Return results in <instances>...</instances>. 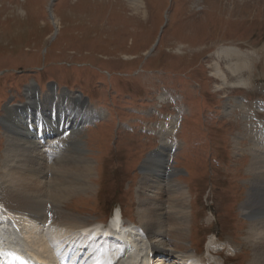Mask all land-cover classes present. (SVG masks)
Segmentation results:
<instances>
[{"label": "rangeland", "instance_id": "1", "mask_svg": "<svg viewBox=\"0 0 264 264\" xmlns=\"http://www.w3.org/2000/svg\"><path fill=\"white\" fill-rule=\"evenodd\" d=\"M34 84L41 98L75 95L51 100L49 110L63 114L75 101L78 123L52 144L2 120L24 106ZM78 93L84 106L75 104ZM50 116L21 119L33 125ZM0 120V187L14 195L39 196L19 189L20 172L51 192L72 183L75 193L60 207L101 225L120 210L150 235L139 238L142 246H164L184 264H199L213 246L225 249L208 257L214 264H254L248 237L264 212L249 215L243 206L257 188L252 161L264 159V0H0ZM162 156L171 173L156 171ZM87 165V190L79 189ZM146 175L161 190H149ZM177 192L185 195L184 219L169 209ZM154 196L167 215L150 233L140 209ZM61 233L66 244L83 241L77 231ZM31 249L48 261L57 256Z\"/></svg>", "mask_w": 264, "mask_h": 264}, {"label": "bare ground", "instance_id": "2", "mask_svg": "<svg viewBox=\"0 0 264 264\" xmlns=\"http://www.w3.org/2000/svg\"><path fill=\"white\" fill-rule=\"evenodd\" d=\"M133 1V5L137 4L138 0H131ZM136 7V6H135ZM217 66V69H219V66ZM221 73V72H220ZM219 76V75H218ZM223 78L226 79L225 75H223ZM55 90V89H54ZM52 91V90H51ZM55 93V91H53ZM64 94V93H63ZM25 97H26V103L22 107H15V108H10L12 110H7L8 113V121L7 118L3 117V120L7 126H10L11 122H15L17 125L20 124L22 127V131L25 133L30 134V131H28V125L26 124V120L21 119L25 117H41L45 116L49 113H51L50 119H48L47 126H52L48 131L47 134L43 135L45 131L44 129V124H41V127L35 128L37 131L41 130L40 135L38 136V140H44L47 144H52L55 143V137L58 135L60 136L61 132L63 131V127L66 125H70L73 129L77 127L78 123L75 121L76 119L74 118L73 114V109L70 101L67 102L66 104L61 106L62 108L64 107L65 110L64 114L59 112L58 110L56 112H52L49 110L53 103L51 100L53 99L54 102H56V99H59V96L55 94V96L51 95H45L42 99L41 98H36V92L33 86L26 88L25 90ZM62 97V95L60 96ZM68 99L72 100L75 98L74 96H71L70 94H67ZM77 100H81V98H76ZM67 100V99H66ZM64 100V104L65 101ZM51 101L52 103H49ZM47 106L48 108H46ZM74 106V105H73ZM77 108V106H74ZM46 108L47 110H44ZM63 108V109H64ZM58 109V107H57ZM24 112L21 115V112ZM58 112V114H56ZM34 114V116L32 115ZM68 114V117H67ZM70 114V116H69ZM84 115H88L84 112ZM57 119L56 123L52 121L53 119ZM62 118H65V124H60L59 122L61 121ZM29 119V120H30ZM85 119V118H84ZM28 121V120H27ZM43 121H47L44 119ZM73 121V122H72ZM75 122V124H74ZM25 123V124H23ZM38 122L34 123L35 125L38 126ZM62 126V129L60 128ZM33 127V125H31ZM81 130V124L78 126ZM79 129L76 128V136L80 132H78ZM75 134V133H74ZM71 135V136H74ZM10 138V137H8ZM12 139V138H10ZM36 141V140H35ZM33 142L36 146L39 145V143ZM73 141V140H72ZM24 143V142H23ZM76 143V142H75ZM82 143V142H80ZM79 144V143H78ZM82 145V144H81ZM24 150V149H23ZM164 148H161V151H163ZM41 151V150H40ZM261 152V150H259ZM25 152V151H24ZM26 153V152H25ZM256 159H253L252 161V167H254L256 170H258V174L254 175V180L253 182H256L257 188H253V192L257 191L256 194H253L250 196V199L248 202L243 206V211H245L246 214H254L258 212H264V172H263V167L261 165L264 164V159L261 158L260 156ZM264 155V154H263ZM164 156H162V159L158 162L156 165L155 169L156 171L159 170H164L166 173H171L172 170L167 168V163L165 162V158L163 159ZM149 159H151L149 157ZM147 161V160H146ZM146 161L144 163H146ZM34 163V160H32L29 157L28 164ZM73 166V164H72ZM78 166V165H77ZM29 167V166H28ZM33 166L29 167L32 168ZM71 167V166H70ZM74 167V166H73ZM76 167V166H75ZM75 167L72 169L71 172L75 169ZM81 171H78V175L84 176V187L80 188L77 186L79 189H84L87 190V185L86 183L89 182L90 180V174H91V168L89 165L87 166H82ZM79 168V169H80ZM71 169V168H70ZM149 169V168H147ZM146 169V170H147ZM24 171V170H23ZM18 172V171H17ZM148 172V171H146ZM161 172V171H160ZM75 173V172H74ZM73 173V175H74ZM150 173V171H149ZM24 175L23 172H20L19 177L17 176V184H19V189H25L28 190L29 193L32 194H39V196H29L27 197L26 195H14L11 190L9 191L8 189L0 187V209L3 208V210L9 214V220L10 222L17 227L19 231H22L24 234H22L24 237L21 236V238L18 237L16 233H12V236H10L11 232L9 228L10 226L4 225L2 222V216L0 213V235L9 237V239H14L16 243L20 245V249L23 248L26 252L30 253L34 258L41 260L42 262L47 263L48 260L45 258L40 257L38 254H36L31 247L35 246L39 249H44L48 251H54L56 252L58 249L62 250L63 252L68 250V245H65L64 242H66L67 237L61 233L62 229L66 230L67 232L69 231H80L83 230L85 227L89 225H94L95 223L90 222L87 218L85 217H78L75 214H72L70 212L65 211L62 207H60L61 203L65 202L67 198H69L70 195L75 193L74 186L72 183H69V185L66 186V183L63 182L60 185H58V188L51 191H48L46 187H40L39 185L35 187L36 185H31L27 183V177H22ZM49 176V173H47ZM63 174H59V176H62ZM155 175V174H154ZM11 177L10 175H8ZM7 176V178H8ZM26 176V175H25ZM46 176V177H48ZM52 176V175H51ZM72 176V175H71ZM157 176V177H156ZM160 176V173L155 175V178H158ZM29 177H35L33 170L30 171ZM147 177H150L149 175H146V177L143 180H146L148 184L149 190H153L155 188H159L160 186L157 185V182H153L150 179H146ZM6 178V177H5ZM72 178V177H71ZM75 178V176H74ZM82 178V177H81ZM4 179V178H3ZM81 183V180H78ZM77 182V183H79ZM37 183V181H36ZM53 188V186H52ZM161 188V187H160ZM159 188V189H160ZM158 189V190H159ZM178 189V188H177ZM161 190V189H160ZM176 190V189H175ZM179 190V189H178ZM165 191V189H163ZM171 191V190H170ZM146 192V191H145ZM160 192V191H159ZM41 196H44V198L48 199L43 200ZM184 196L182 192H177L175 195V200L170 202L169 200V206L170 210H174L173 213L176 215H180V219H184ZM146 199V198H145ZM162 197L160 196H154V198L150 199L147 198L144 202L142 207L143 209H140L141 211V217L145 220V225L144 227L152 233V230L154 229H161L164 226V223L158 221L162 215H166L164 213V209H162ZM262 214V213H260ZM164 217V216H163ZM21 220L26 221L29 223V225L33 228L30 229L29 227L23 225L21 223ZM124 216L122 215V212L120 210H116L114 212V215L112 219L108 223V229L105 230V236H102L98 234V231H100V226L96 225L95 226V232L93 236L90 239H86V235L90 232L88 229H84V246H81L79 249L80 252V258L82 261H85L84 264H99L101 261L103 262H111L112 264H126L128 263L129 260H132V264H164L166 261V258L171 255V259H176L180 264L183 263V257L179 256H174L173 252L169 253V251L164 247V246H157L154 243L149 242V246H142V242L139 240L141 237V229L138 227V224H135L129 220H127V225L124 224L122 227V224L125 222ZM32 224H36L39 226V229H36L35 227L32 226ZM52 230L54 233L50 232H45V229ZM43 229V231H42ZM61 230V231H60ZM251 231L249 232V239L250 240H255L253 243V251H254V257L255 261L254 264H264V220H256V222H253L252 228L250 229ZM164 231V230H163ZM144 236L146 241L148 242V239L150 235L144 230ZM75 234V233H74ZM80 237L83 238L82 234H80ZM23 238V242L22 239ZM66 238V239H65ZM93 238V239H92ZM142 240V239H141ZM219 239H217L218 241ZM220 241V240H219ZM8 242V241H7ZM107 244H110L112 247L116 248L113 250V254H110L109 251L107 250ZM211 245V244H210ZM121 246L123 247L124 254L119 256L118 258L116 257V252L118 250V247ZM43 250V251H44ZM225 249L222 248H214L213 246L207 248V253L208 257H219L222 255ZM42 251V252H43ZM150 251V252H149ZM46 252V251H44ZM43 252V253H44ZM48 253V252H47ZM155 255V257H158L156 260L150 259V255ZM75 255V254H73ZM206 257H200V263L199 264H206V261L210 262V259ZM180 258V259H179ZM168 259V258H167ZM49 263V262H48ZM62 263H66V260H62ZM176 264V262H174ZM178 263V264H179ZM210 264H214L210 262Z\"/></svg>", "mask_w": 264, "mask_h": 264}]
</instances>
